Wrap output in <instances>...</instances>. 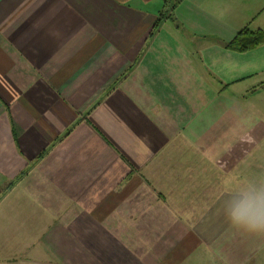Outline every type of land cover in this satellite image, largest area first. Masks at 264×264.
Masks as SVG:
<instances>
[{"label":"crops","instance_id":"crops-1","mask_svg":"<svg viewBox=\"0 0 264 264\" xmlns=\"http://www.w3.org/2000/svg\"><path fill=\"white\" fill-rule=\"evenodd\" d=\"M244 31L264 0H0V264H264L224 212L264 182Z\"/></svg>","mask_w":264,"mask_h":264},{"label":"clouds","instance_id":"clouds-1","mask_svg":"<svg viewBox=\"0 0 264 264\" xmlns=\"http://www.w3.org/2000/svg\"><path fill=\"white\" fill-rule=\"evenodd\" d=\"M224 212L230 223L253 234H264V182H246L229 191Z\"/></svg>","mask_w":264,"mask_h":264},{"label":"trees","instance_id":"trees-1","mask_svg":"<svg viewBox=\"0 0 264 264\" xmlns=\"http://www.w3.org/2000/svg\"><path fill=\"white\" fill-rule=\"evenodd\" d=\"M159 27V25H157ZM264 42V33H250L249 31H244L238 35L235 41L232 43V47L237 48L242 51L252 50L258 47Z\"/></svg>","mask_w":264,"mask_h":264}]
</instances>
